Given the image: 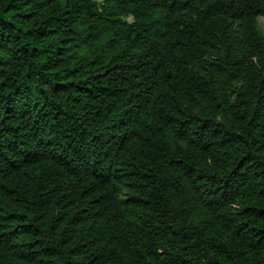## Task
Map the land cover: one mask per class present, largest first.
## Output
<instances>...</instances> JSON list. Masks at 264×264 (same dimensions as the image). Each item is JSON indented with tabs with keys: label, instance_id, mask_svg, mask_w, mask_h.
Returning a JSON list of instances; mask_svg holds the SVG:
<instances>
[{
	"label": "trees",
	"instance_id": "obj_1",
	"mask_svg": "<svg viewBox=\"0 0 264 264\" xmlns=\"http://www.w3.org/2000/svg\"><path fill=\"white\" fill-rule=\"evenodd\" d=\"M264 0H0V264H264Z\"/></svg>",
	"mask_w": 264,
	"mask_h": 264
},
{
	"label": "rangeland",
	"instance_id": "obj_2",
	"mask_svg": "<svg viewBox=\"0 0 264 264\" xmlns=\"http://www.w3.org/2000/svg\"><path fill=\"white\" fill-rule=\"evenodd\" d=\"M259 31L264 34V17H259L257 21Z\"/></svg>",
	"mask_w": 264,
	"mask_h": 264
}]
</instances>
